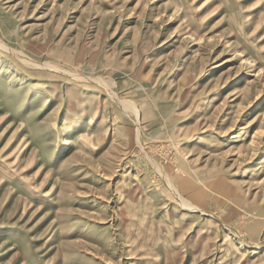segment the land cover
<instances>
[{"label": "rangeland", "instance_id": "1", "mask_svg": "<svg viewBox=\"0 0 264 264\" xmlns=\"http://www.w3.org/2000/svg\"><path fill=\"white\" fill-rule=\"evenodd\" d=\"M0 264H264V0H0Z\"/></svg>", "mask_w": 264, "mask_h": 264}, {"label": "bare ground", "instance_id": "2", "mask_svg": "<svg viewBox=\"0 0 264 264\" xmlns=\"http://www.w3.org/2000/svg\"><path fill=\"white\" fill-rule=\"evenodd\" d=\"M132 105V104H131Z\"/></svg>", "mask_w": 264, "mask_h": 264}]
</instances>
